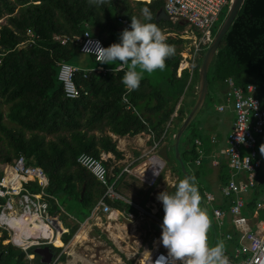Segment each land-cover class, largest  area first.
<instances>
[{
    "label": "trees",
    "instance_id": "16d2710c",
    "mask_svg": "<svg viewBox=\"0 0 264 264\" xmlns=\"http://www.w3.org/2000/svg\"><path fill=\"white\" fill-rule=\"evenodd\" d=\"M146 1L106 0L103 5L95 6L88 0H0V19L6 16L7 22L0 30V99L8 106L7 111L0 108V163H12L24 155L28 164L42 167L49 178L45 199L50 203V212L61 214L64 209L66 216H74L78 220L76 224L62 221L73 233L90 216L104 191L93 173L78 164V156L89 153L100 158L105 152L116 159H123L124 153L110 133L123 137L145 132L152 134L150 145L167 143L165 141H170L177 133L173 132L177 126L168 128V123L173 125L177 121L180 127L192 109L186 107V97L181 99L184 89L187 86L191 88L194 102L197 99L200 58H204L206 50L200 54L192 78L186 70L180 78L177 77V67L182 58L178 51L166 59L165 67L170 68L171 73L168 92L160 84L154 91L147 78L142 79L137 90L128 92L121 82L127 71L125 66L122 71L106 75L91 71L84 77V71H80L75 78L76 84L89 93L78 98L65 95L63 83L58 78L59 63L64 60L76 62L71 63L76 66L79 64V57L84 53L80 52L78 38L83 37L86 30H91L106 47L118 42L122 32L119 18H126L131 23V17L136 16L134 3L141 9L148 7L152 22L156 23L157 12L164 6V1ZM223 13L224 10L221 16ZM30 28H34L40 38L32 45L21 46ZM219 28L217 23L213 36ZM55 35H66L72 40L62 44L55 40ZM229 77L242 86L255 84L264 107V0L244 1L212 61L208 73L209 88L212 82L222 83L227 91L226 79ZM125 96L129 108L124 102ZM175 112L177 116L173 117ZM192 125L193 122L186 131ZM197 129L193 127L192 147L183 150L181 138L180 155L185 165L201 156L198 149L202 146H198L195 140L204 139V136L197 134ZM260 154L264 160V154L261 151ZM105 165L110 169L113 164L106 161ZM200 166L196 167L194 175L200 173ZM186 170L184 173L180 167L174 172H180L187 178L191 172L187 167ZM114 171L119 173V166H115ZM230 178L228 159L223 158L219 183L224 184ZM257 182L248 199L249 208L264 199V166L259 170ZM31 185L33 191H40L37 183ZM199 190L202 206L208 214L209 205L205 204L203 190ZM110 203L113 207L117 203L123 204L121 200ZM210 230L208 234L214 237L215 242L216 229ZM71 236L64 234V242H68ZM8 238L7 233L0 238L3 251L0 264H34L35 260H29L19 247L3 244V240ZM235 241L228 242L229 248ZM55 249L59 255L63 248ZM31 251L32 248L29 249L30 254ZM67 259L66 253L60 257L63 262Z\"/></svg>",
    "mask_w": 264,
    "mask_h": 264
},
{
    "label": "built area",
    "instance_id": "2783aa9c",
    "mask_svg": "<svg viewBox=\"0 0 264 264\" xmlns=\"http://www.w3.org/2000/svg\"><path fill=\"white\" fill-rule=\"evenodd\" d=\"M163 1L166 13L172 20H185L198 33L197 38L194 40L191 58L188 60L192 78L197 59L206 50V47H209L213 42L214 28L220 20L223 10L231 5L232 0ZM119 22L124 29L130 26V22L126 18H119ZM39 38L40 35L35 29L30 28L25 41L21 42L20 45H32ZM55 40L67 44L72 38L66 35H55ZM90 41H99L102 47H106L101 39L92 34L91 30H86L84 36L78 38L81 53L93 55L90 50H85V46ZM93 56L98 62L99 57ZM125 68L124 66L123 69ZM80 71H84V77H87V74L91 71L104 75L116 72L114 69L104 68L101 64L88 69L63 60L59 63L58 78L63 83L64 92L68 98H78L82 94L89 93L87 89L76 84L75 78ZM226 84L225 103L221 104L218 110L224 111L228 107L235 112L232 131L228 136V145L223 151L228 159L231 178L221 186L223 203L219 202L216 194L208 191L204 192V201L205 204L211 205L214 218L218 223L219 229L216 231V239L221 240L220 238H222V240L226 239L230 242H232V239L236 240L231 245L230 250L224 248L229 264H264V199L259 200L253 209H250L247 205V197L257 186L259 170L264 166V160L260 154V146L264 145V107L257 95L255 84L249 83L242 86L237 84L232 77L226 79ZM124 102L128 104L129 108L130 105L126 96ZM176 115L177 113H175ZM170 126L172 127V122L168 123V128ZM197 143L201 144L200 141H197ZM159 147L160 144L155 142L147 153H143L140 157L123 165L119 173H112V170L107 168L104 163L107 160L105 154L101 158L89 153H82L78 156V164L91 171L104 187L102 196L85 223L99 217L100 213H113L114 209L110 202L116 200L131 204L139 211V214L147 212L140 203L122 194L118 190L117 184L123 176L132 175L138 178L147 188L154 187L165 166V162L158 153ZM140 160H143V162L136 166V163ZM196 163L200 164L201 159L198 158ZM156 171H159V175L154 174ZM32 183H37L40 191H33L31 188ZM48 185L49 178L43 168L28 164L24 155L14 159L12 163H0V234H2V237L4 233H7L8 236H11L12 242L24 251L36 245L53 243V239L41 236L34 240L32 237L23 235L28 243L26 245L18 244L13 239L16 230L10 223V220L18 211L32 210L38 216L37 222L46 223L54 230L53 237L60 232L58 226L62 227L59 213L52 214L50 203L45 199ZM218 202L219 204H217ZM224 204L225 206H223ZM246 212L251 217L247 216ZM226 216L229 217L228 225H230V229L224 231L222 226L225 223ZM64 234L65 232H62L61 237ZM152 248L151 254L144 257L141 264H185L182 260L171 258L166 261L168 250L161 242L154 241ZM56 261L57 259L55 263Z\"/></svg>",
    "mask_w": 264,
    "mask_h": 264
},
{
    "label": "rangeland",
    "instance_id": "374dc122",
    "mask_svg": "<svg viewBox=\"0 0 264 264\" xmlns=\"http://www.w3.org/2000/svg\"><path fill=\"white\" fill-rule=\"evenodd\" d=\"M11 1L14 2V0H11ZM228 10H229L228 6L225 7L223 16H221V19L218 21L219 26H221V24L225 20L228 14ZM0 22H2L0 25L1 27L2 25L6 24L7 23L6 16L3 17L0 20ZM1 27H0V30H1ZM207 48L208 47H206V50ZM200 60H202L203 62L202 58H200ZM71 63H76V62L71 61ZM101 65L103 66V65H109V64L102 63ZM169 70L170 68L165 67L163 71L157 70L150 75L145 74L144 78L148 79V83L150 82L153 84L154 91L156 90L155 86L160 84L162 85V89L168 92L169 91L168 85H169V80H170L169 77L171 76V73ZM224 89H225V86L222 85V83L212 82L210 84L209 95L207 96L205 104L202 110L199 112V114L194 119L191 129L189 128L185 132V134L182 136L183 143H181V148L183 150L193 145V139H194L193 127L198 128L197 134L204 136V139H207V140H211L212 134L216 133V136L218 137L217 141L212 142V143L211 142L205 143L204 146L201 147L203 151L202 156L205 157V160L203 162V166L198 167L200 170V173L198 175L197 174L194 175L195 181L198 185V189L213 191L215 193L219 192L217 189L219 188L221 184L219 183V178L216 179L215 174L213 173L214 170L209 164L211 163L209 154L217 153L218 155V153H220V151L224 147V142L226 141L227 136H229L230 130H231L230 127L227 125V123H224L223 120L225 119L232 120L235 117V112H233L230 109H228L225 112H219L217 110V106L221 103V100L223 98V93L225 91ZM183 95L184 97H186V101H185L186 107L188 109L193 108L196 101L194 102V98H193L194 95H193L192 89L191 88L188 89V86H187L184 89ZM0 108L3 109L4 111L8 110V106L5 104H2L1 99H0ZM218 119L220 120L222 119V121H219ZM207 125L210 128L205 129L204 127H206ZM176 126H177L176 130L175 128H173V132L178 131L179 129L177 121L174 122V127ZM137 139L138 140L128 139L129 144H127L124 150H122V147H123L122 143L118 142L119 149L125 154L123 159L122 160L120 159L121 160L120 162L128 161L130 163L131 156L134 155L135 151H137L136 149H134L136 144L138 145V148L142 145L143 139L141 140L139 136L137 137ZM166 142L171 144L170 148L175 149L174 146H172L174 144V138ZM227 145H228V139H227ZM173 152L174 151H171L170 153L171 156L167 162L168 166L166 168L173 169L176 167L177 169H179L177 164H180V162L179 160L175 159ZM176 157H177V154H176ZM114 160H116L117 162L119 159H116L114 156L112 159L111 157H109L108 159V161L111 164H113ZM195 169H194V172H195ZM172 171L174 172V169ZM168 174H170V179H168L169 178ZM179 177H180V181L186 178V177H183V175L180 174V172H179ZM127 180L130 185L128 187L121 188L127 194L132 195L138 192L139 195L141 196L145 192L149 191V189L146 186H144L141 183V181L138 180L136 177L134 179V178H130L127 176ZM175 180H176L175 175L174 174L171 175L169 170L166 172L165 175H163L162 173L158 181L159 183L158 185H160L159 193H160L161 187L164 186L167 188L168 184L171 182H175ZM156 188H152L150 190L154 191ZM163 190L164 189H162V192ZM137 202L141 203L140 199ZM201 206H202V201H201ZM209 209L210 210L208 211V214H209L210 221H211L210 229L211 228L213 229L212 222H214V217L212 215L211 205H209ZM68 210L70 211V209ZM19 213L25 219L28 228L31 224L32 218L34 217L33 224L31 225V228L29 231L31 235L32 230H34L35 227L39 223L37 222L38 216L32 210H29V209L18 211L15 215ZM33 213H34V216H33ZM133 214L134 215L126 213L125 216H116L115 214H107L106 218L102 217V221L101 219H93V220L87 221V223L84 224V222H86V220H88V218L90 217L89 216L86 220H84V222H81V224L79 225V229L76 232L70 233L72 236L68 242H65V243L63 242V245H62V241H60L62 246H57L53 243L54 246L63 248L64 249L63 252H65L68 256V259L66 262L60 261L58 259L56 264H136L141 255L138 256V258L134 257L131 255V251L135 249L134 247H137L138 241H141L142 243H146L149 240L151 241L155 239L151 234L152 233L156 234L158 230H160L159 238L161 237V233H162L161 225L163 222V218L159 220L154 215V211H150L149 213L146 212L142 214H139V211H138V213H133ZM246 214L247 216L251 217V215H249L248 212H246ZM60 220L68 224L78 223V220L74 216L72 215L66 216L63 213H61ZM99 222L100 223L102 222L103 224L101 223V226H100ZM153 222H156L157 224H159L160 228L158 229L157 227H155L153 225ZM229 226L230 225L225 224L224 230L225 231L229 230ZM210 229L208 232H211ZM46 231L48 232L49 230H46ZM63 232L65 233L68 232L67 234H69L70 232L69 227L65 226V224H63ZM1 235L2 234H0V238H1ZM208 236H209L208 237L209 245L210 246L214 245V237H212L209 234ZM157 241H159V239H157ZM8 243L14 244L12 242L11 236H9V239L3 241V244H8ZM14 245L17 247H20L16 244ZM31 256L34 260H37V257L34 251L33 252L31 251Z\"/></svg>",
    "mask_w": 264,
    "mask_h": 264
},
{
    "label": "clouds",
    "instance_id": "9594fccd",
    "mask_svg": "<svg viewBox=\"0 0 264 264\" xmlns=\"http://www.w3.org/2000/svg\"><path fill=\"white\" fill-rule=\"evenodd\" d=\"M88 2L91 5L101 6L106 3V0H88ZM152 20L153 16L149 8L144 7L141 9L139 18L136 16L131 17L130 26L125 28L119 34L118 42H115L108 47H102L99 41H90L89 44L85 46V50H90L93 55L99 57V63L117 65L118 62L120 68L118 69L116 66L114 71H122L123 67L127 66V71L123 75L121 82L128 92L135 91L140 87L145 74L150 75L157 70L163 71L166 66V59L176 54L175 47L167 43L166 36L162 33L160 27L156 23H153ZM198 60L199 59H197V62ZM175 113L173 117L177 116H175ZM164 145L167 144L163 143L159 148H162ZM260 151L264 154V145L260 146ZM158 153L160 155L159 150ZM103 154L107 156V160L104 161L105 163L108 161V154L110 153L103 152L101 156ZM161 158L165 162V166L161 172V174H164L168 159H165L162 156ZM127 162H124L121 166L125 165ZM137 165L138 164H136V166ZM200 165L201 163L199 165L197 164V166ZM119 168L121 170V167ZM112 170L115 172L114 168H112ZM154 174L159 175V171L154 172ZM189 176H191V174H189ZM156 185L154 187H156ZM222 185L223 184L220 185L218 193L212 192L219 198L220 203H223L224 201V198L221 195ZM174 187L175 190L173 192L166 190L160 192L157 196L158 201L162 203L164 211L160 241L168 250V258L166 261L171 258L182 260L185 264H229V260L225 255L224 247L219 241H217L215 245H209L208 231L211 226V221L206 209L201 206V195L195 177L185 178L179 181ZM205 191L207 190L202 191L203 197ZM253 191L247 197V205L248 199ZM223 206H225V204ZM61 213L65 214L67 212L63 209ZM60 216L61 214L59 213V219ZM158 219L161 220V218ZM60 221L63 225L64 223L62 220ZM61 238L63 240V235ZM29 249L27 251L21 249L27 254V257L31 256ZM56 259L58 260L59 256L54 259V262Z\"/></svg>",
    "mask_w": 264,
    "mask_h": 264
},
{
    "label": "crops",
    "instance_id": "0c3cea01",
    "mask_svg": "<svg viewBox=\"0 0 264 264\" xmlns=\"http://www.w3.org/2000/svg\"><path fill=\"white\" fill-rule=\"evenodd\" d=\"M141 1H146V0H141ZM151 1H153V0H148V1H146V2H151ZM133 6H134V11L136 12V17H140V13H141V8H139V6H137V4H133ZM161 9V8H160ZM157 14H158V12H157ZM156 24L160 27V29H161V31H162V33L166 36V39H167V43H169V44H171V45H173L174 47H175V49H176V51H178L179 52V54L182 56V58H181V60H180V62H179V65H178V67H177V72H176V74H177V77L178 78H180L181 76H182V74H183V72L186 70V71H189V73L191 74V70H190V64H189V58H191V52H192V48H193V45H194V40L197 38V32L193 29V28H191L188 24H184L183 22L185 21V20H179V21H174V20H172V19H170V20H166V19H158L157 18V16H156ZM180 24V25H179ZM121 27H122V25H121ZM175 28V29H174ZM124 30V28L122 27L121 28V31H123ZM188 64V65H187ZM77 66H80V67H82V68H88V69H92V68H95V67H97V66H99V64L97 63V62H95V61H93V58H92V56L90 55V54H81L80 55V57H79V64H77ZM117 66V68H119L120 67V65H119V63L117 62V65H115V64H109V65H103V67L104 68H106V69H114L115 67ZM182 66H185L184 68L182 67ZM187 66H189V67H187ZM182 68V69H181ZM225 90V89H224ZM184 97V95L181 97V99ZM225 99H226V90L224 91V93H223V98H222V100H221V103L217 106V110H218V107L221 105V104H223V103H225ZM228 109H230V110H232L231 108H226L224 111H219V112H225V111H227ZM233 111V110H232ZM234 112V111H233ZM219 121H222V119L220 120V119H218ZM234 120H235V117H234V119H232V120H228V119H225V120H223L224 121V123H227V125L230 127V132L232 131V127H233V123H234ZM173 127H174V124H173ZM205 129L206 128H210L208 125L206 126V127H204ZM112 136H113V138L114 139H118V142H120V143H122V145H123V147H122V150H124L125 148H126V146H127V144H129V142H128V139H131V140H138L137 139V137L139 136L140 137V139H143V141H142V145L138 148V145L136 144V146H135V148L134 149H136L137 151H135V153H134V155H132L131 156V160L130 161H132L133 159H136V158H138V157H140L143 153H147V151L150 149V147H151V145H149V140L152 138V135L151 134H149V133H141V134H138V135H136V136H129V135H126V136H118V135H115V134H113V133H110ZM175 136V135H174ZM217 139H218V137L216 136V133H213L212 134V137H211V140H207V139H201V138H197L196 140H195V142L197 143V141H200L201 142V144H199V143H197V145L198 146H204V144L205 143H212V142H215V141H217ZM227 139H228V136H227V138H226V141L224 142V147L222 148V150L220 151V153H218V155H217V153H210L209 154V158H210V162L211 163H209L210 164V166L213 168V173L215 174V177H216V179H218L219 178V172H220V164H221V161H222V159L224 158H226L227 159V157H226V155H224V153H223V151H224V149L226 148V146H227ZM166 142V141H165ZM167 144V146H168V156L170 157L171 155H170V153H171V151H174L173 152V155L174 154H176V151H175V149H173V148H170V144L167 142L166 143ZM172 146H174V145H172ZM192 147V146H191ZM119 148V147H118ZM186 149V148H185ZM120 150V149H119ZM160 150H161V148H159V152H160ZM183 151V150H182ZM198 151L200 152V159H201V165L203 164V162H204V160H205V157H203L202 156V153H203V151H202V149H198ZM217 155V156H216ZM124 156H125V154H124ZM175 156V155H174ZM224 156V157H223ZM108 157H111V159L113 158V156H112V154L110 153V154H108ZM169 157H168V160H169ZM177 158V157H176ZM122 160V159H121ZM120 159L116 162V160H114V162H116V163H113V166L110 168L111 170H112V168H115V166H119V167H121L122 168V164L124 163V162H120L121 161ZM168 160H167V162H168ZM196 161V160H195ZM195 161H189V162H186V167H187V169H188V171L189 172H191V176H187V177H193L194 176V169L197 167V163L195 162ZM180 162V161H179ZM140 163H142V160H140V161H138L136 164H140ZM184 163V162H183ZM185 164V163H184ZM178 165V168H180L181 167V163L180 164H177ZM199 165V164H198ZM168 166V165H167ZM180 166V167H179ZM175 167V166H174ZM189 167V168H188ZM173 169H176V167L175 168H173ZM173 169H166V171H165V173L163 174V175H165L166 174V172L169 170L170 171V173H171V175L172 174H174L175 175V182H171V183H169L168 184V186H167V188L166 187H161L160 188V192H162V189H164L163 191H169V192H172L173 190H174V186L180 181V177H179V174L177 173V172H173L172 170ZM112 173H113V170H112ZM218 176V177H217ZM128 177H130V178H134L135 179V177L134 176H131V175H129ZM168 179H170V174H168ZM139 180V179H138ZM177 181V182H176ZM159 183H157V185H156V187H154V188H156L154 191L153 190H150V188H148L149 189V191H147V192H145L143 195H139V193L137 192V193H135V194H132V195H129V194H127L126 192H124L121 188H125V187H128L130 184L128 183V180H127V176H124V177H122V179L118 182V184H117V188H118V190L122 193V194H124L125 196H127V197H129L130 199H132V200H134V201H139V199H140V201H141V203L140 202H138V203H140L142 206H143V208H145L146 209V211L149 213L150 211H154V215L157 217V218H163L164 217V211H163V206H162V203L160 202V201H158V199H157V196H158V194H159V186L160 185H158ZM219 188H220V186H219ZM219 188L217 189L218 191H219ZM152 189V188H151ZM199 192H200V190H199ZM211 192H213V191H211ZM216 193H218V192H216ZM200 195H201V192H200ZM219 195H220V193H219ZM134 199H133V198ZM136 201V202H137ZM123 204H120V203H117V205H116V207H113V209H114V211H113V213H111V214H115L116 216H125L126 215V213H138V210L134 207V206H132L131 204H129V203H126V202H124V201H121ZM128 205L130 206V207H128ZM19 215L21 216V218H22V220H23V222H24V224H25V228H26V232H27V234H28V236L29 237H35V236H38L36 233H33V236H31L30 235V233H29V231H30V228H31V225L33 224V219H34V213H33V218H32V220H31V224H30V226H29V228H28V226H27V223H26V221H25V219L22 217V215L19 213ZM104 216H106L107 217V215L105 214V213H100V216L99 217H97L96 219H101V221H102V217L104 218ZM229 222V217L228 216H226L225 217V223L223 224V226H222V228L224 229V225L225 224H229L228 223ZM102 223V222H101ZM101 223L99 222V225L101 226ZM71 224V223H70ZM103 224V223H102ZM153 225L155 226V227H157L158 229L160 228V226H159V224H157L156 222H153ZM109 226H110V224H109ZM69 227V226H68ZM62 232H63V225H62ZM213 228H215L216 229V231L219 229V227H218V223H217V221H216V219L214 218V224H213ZM69 229H70V232H69V234L72 232V230H71V228L69 227ZM222 229V230H223ZM229 229H230V226H229ZM225 231V230H224ZM61 232V233H62ZM151 233V232H150ZM40 234L41 235H43V234H45L44 233V231H41L40 232ZM159 234H160V230H158L157 232H156V234L154 233H152L151 235L155 238V239H153V240H149V241H147L146 243H142L141 241H138L137 242V247H134L135 249L133 250V251H131V255L132 256H134V257H137L138 258V256H140V258L141 257H144L145 255H144V253H145V251L146 250H149L150 249V252H152V250H153V248H152V244H153V242L155 241H157V239H159V241L158 242H161L160 241V238H159ZM14 240H16L17 241V243L18 244H20V245H22V244H27V243H25V242H22V243H19L20 241L19 240H17L16 239V236H14V238H13ZM34 239V238H33ZM59 242H57V243H55L57 246H62L63 245V240H62V238H61V236L59 237ZM221 240H215V242H214V245L216 244V242L217 241H219L222 245H223V247L224 248H226L227 250H230V248H229V246H228V240H226V239H223L222 240V238H220ZM35 240V239H34ZM60 241H62V245H61V243H60ZM153 241V242H152ZM225 241V242H224ZM152 242V243H151ZM65 253V252H64ZM31 255V254H30ZM31 259H33L32 258V256L30 257ZM140 258L138 259V262L136 263V264H140Z\"/></svg>",
    "mask_w": 264,
    "mask_h": 264
},
{
    "label": "water",
    "instance_id": "95a60500",
    "mask_svg": "<svg viewBox=\"0 0 264 264\" xmlns=\"http://www.w3.org/2000/svg\"><path fill=\"white\" fill-rule=\"evenodd\" d=\"M245 0H232L231 5L229 6L228 14L221 24L217 34L214 36L213 42L210 44V46L207 48L206 53L203 58L202 65L199 70V86H198V94L196 102L187 115V117L183 120L182 124L180 125L177 133L174 136V148L177 154V158L181 163L182 170L184 173L187 172L185 164L183 163L180 155V141L181 138L186 131V129L190 126V124L194 121L196 116L199 114V112L202 110L207 95L209 93V79H208V73L210 66L212 64V61L216 55V52L218 50V47L224 38V36L227 34L228 30L230 29L234 19L236 18L241 6L243 5ZM158 19H166L170 20V16L166 13L165 7L162 6L161 9L158 11L157 14ZM184 24H187L186 21L183 22ZM160 155L164 157L165 159H168V146L164 145L160 150ZM46 249V248H44ZM50 262V260H49Z\"/></svg>",
    "mask_w": 264,
    "mask_h": 264
},
{
    "label": "bare ground",
    "instance_id": "6f19581e",
    "mask_svg": "<svg viewBox=\"0 0 264 264\" xmlns=\"http://www.w3.org/2000/svg\"><path fill=\"white\" fill-rule=\"evenodd\" d=\"M182 67L184 68L185 66H182ZM187 67H189V66H187ZM10 223L13 226V228L16 230V235L15 236H16V239L20 241L19 243H22V242L28 243L26 238L23 237V235H27L28 236V234L26 232L25 224H24L21 216L19 214L13 216V218L10 220ZM58 227L60 229V232H59V234L57 236L53 237L54 230L52 228H50L46 223H38V225L35 227V229L32 230L31 236H33V233H36L38 235V236L33 237L34 239L37 238V237H41V236H47L48 238H52L53 239V243L55 244V243L59 242V240H60L59 237L61 236V232H62L61 226H58ZM46 230H49V231L47 232ZM41 231H44L45 234L41 235L40 234ZM22 245H26V244H22ZM150 254H151L150 249L146 250L145 253H144V255H145L144 257H148ZM144 257L140 258V261H139L140 264L143 262V258Z\"/></svg>",
    "mask_w": 264,
    "mask_h": 264
},
{
    "label": "flooded vegetation",
    "instance_id": "af4514ba",
    "mask_svg": "<svg viewBox=\"0 0 264 264\" xmlns=\"http://www.w3.org/2000/svg\"><path fill=\"white\" fill-rule=\"evenodd\" d=\"M44 248H46V249H44ZM55 248H56V246H54L53 243H51V242L33 246L32 249H34L33 251L37 257V260H35L34 264H56L53 261V259L57 258L58 256L60 259L61 255L64 253L63 252L64 249H62L61 253L58 255V251ZM2 254H3V251L0 248V260L3 256ZM30 257H28V259L31 261H34V259H31ZM49 259H50V262L47 261Z\"/></svg>",
    "mask_w": 264,
    "mask_h": 264
}]
</instances>
